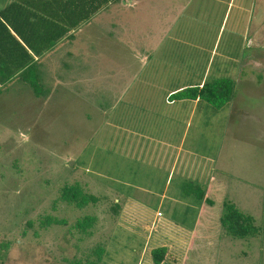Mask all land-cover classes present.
I'll return each mask as SVG.
<instances>
[{
  "label": "rangeland",
  "instance_id": "obj_1",
  "mask_svg": "<svg viewBox=\"0 0 264 264\" xmlns=\"http://www.w3.org/2000/svg\"><path fill=\"white\" fill-rule=\"evenodd\" d=\"M263 22L264 0H119L48 62L46 94L23 83L0 93V264H86L99 245L101 264H154L163 245L165 264H264ZM219 77L235 82L222 109L173 100ZM165 140L183 142L175 167L160 162ZM74 183L100 201L56 202ZM164 190L180 204H159ZM227 200L261 234L227 235ZM47 214L67 224L43 228ZM87 214L92 234L71 228Z\"/></svg>",
  "mask_w": 264,
  "mask_h": 264
},
{
  "label": "trees",
  "instance_id": "obj_2",
  "mask_svg": "<svg viewBox=\"0 0 264 264\" xmlns=\"http://www.w3.org/2000/svg\"><path fill=\"white\" fill-rule=\"evenodd\" d=\"M63 14L67 15L57 19L47 18V38L45 48L47 50L53 48L62 38L66 37L68 32L76 29L78 26L92 18L103 6H106V0L99 1L92 6L91 0H62ZM91 5V6H90ZM36 14V13H33ZM46 15H50L46 12ZM36 16H39L36 14ZM35 51L38 52L35 45L29 41ZM45 49V50H46ZM42 52V51H41ZM32 60V59H31ZM23 71L21 74L27 80L28 85L32 87L37 96L46 94L41 76L37 73V67L32 63L28 69H13L11 75L3 78V80H9L14 73ZM28 75V76H27ZM27 76V77H26ZM235 82L229 77H219L205 81L203 85H196L186 87L172 94L173 100L176 99H193L204 100L213 105L217 109H222L229 104L234 98ZM171 95V96H172ZM184 190L189 194H196L199 198H205V192L200 185L194 184V182H188L184 186ZM60 200L66 202L76 208H84L89 204H97L100 201V197L88 192L85 187L80 183L64 184L59 189V197L56 202ZM207 202H212L209 198H206ZM39 224L43 228H47L53 225H65L67 221L56 215L47 214L39 218ZM98 221V217L93 214H87L79 217L72 229H76L79 232L90 235L93 233V229ZM34 222L28 220L26 227H32ZM221 224L225 230V233L229 236L238 239H248L250 237H256L261 234L262 229L256 224V219L253 215L243 212L236 203L232 201L224 202V212L221 217ZM8 253V252H7ZM104 254V248L97 246L89 256L86 264H101ZM150 256L154 264H165L170 256L169 247L158 246L150 250ZM71 264H78L71 263ZM84 264V263H83Z\"/></svg>",
  "mask_w": 264,
  "mask_h": 264
},
{
  "label": "crops",
  "instance_id": "obj_3",
  "mask_svg": "<svg viewBox=\"0 0 264 264\" xmlns=\"http://www.w3.org/2000/svg\"><path fill=\"white\" fill-rule=\"evenodd\" d=\"M99 1L103 0H91L92 6ZM116 1L119 0H106V6H103L92 18L81 25L83 26L91 23L102 11L110 7V5L114 4ZM123 1L126 5H133L141 0ZM62 2V0H0V93L14 89V86L10 89L9 85L11 84L20 85L23 83L28 85L25 77L21 75L24 70L14 73V75L9 80H6V82L3 80V78L11 75L13 69H28L31 67L32 63H34L35 67L38 69V75L42 77V73L45 72L44 68H47L48 62H53L54 60L61 58L60 52L62 45L68 41L69 43L72 42L77 37V29L81 25L68 32L67 36L62 38L53 48L49 50L45 48L48 41L46 30L47 18L57 19L67 16L63 14ZM46 12H49L50 15H46ZM33 13H36L39 16H36V14ZM26 41L33 43L38 52H36L35 48H32L30 44H27ZM204 83L205 79L203 78L202 82L196 85H203ZM187 86L190 87L192 85L183 84L182 88L185 89ZM177 100V104H181L180 106L182 107L185 106L187 102H192L195 107L200 106L202 101L193 99H176L174 101ZM194 110L195 109L193 108V111ZM178 128L180 127H170L169 131L174 133ZM183 139L184 138H182V141ZM163 143H166V140L163 141ZM166 144L171 148H166L165 156L159 158L160 162H170L171 166L175 167V164L182 157L179 153L182 152L183 142H180L178 147L172 146V143L167 142ZM211 158H217L219 159V162L222 161V155L218 152H216L214 157ZM178 195L179 193L176 192L169 195L168 192L164 190L162 192V197L159 200V204H162L168 199L170 206L172 204L173 206L178 205L180 204ZM181 204L184 205L185 202H182ZM109 237L108 240L111 239V235Z\"/></svg>",
  "mask_w": 264,
  "mask_h": 264
},
{
  "label": "flooded vegetation",
  "instance_id": "obj_4",
  "mask_svg": "<svg viewBox=\"0 0 264 264\" xmlns=\"http://www.w3.org/2000/svg\"><path fill=\"white\" fill-rule=\"evenodd\" d=\"M259 63H260L262 66H264V63H263V62H260V61H259Z\"/></svg>",
  "mask_w": 264,
  "mask_h": 264
}]
</instances>
